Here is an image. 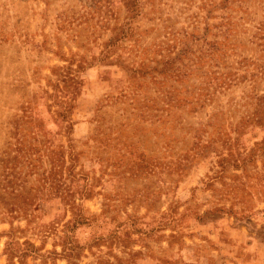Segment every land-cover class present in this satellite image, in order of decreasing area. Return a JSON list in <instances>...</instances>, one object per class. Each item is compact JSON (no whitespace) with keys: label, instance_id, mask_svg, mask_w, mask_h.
Here are the masks:
<instances>
[{"label":"rangeland","instance_id":"rangeland-1","mask_svg":"<svg viewBox=\"0 0 264 264\" xmlns=\"http://www.w3.org/2000/svg\"><path fill=\"white\" fill-rule=\"evenodd\" d=\"M0 264H264V0H0Z\"/></svg>","mask_w":264,"mask_h":264}]
</instances>
